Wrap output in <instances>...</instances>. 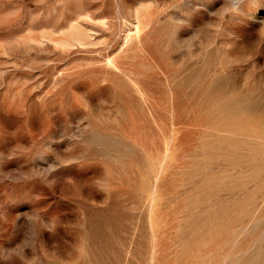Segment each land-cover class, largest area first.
<instances>
[{
	"label": "rangeland",
	"instance_id": "obj_1",
	"mask_svg": "<svg viewBox=\"0 0 264 264\" xmlns=\"http://www.w3.org/2000/svg\"><path fill=\"white\" fill-rule=\"evenodd\" d=\"M0 264H264V0H0Z\"/></svg>",
	"mask_w": 264,
	"mask_h": 264
}]
</instances>
